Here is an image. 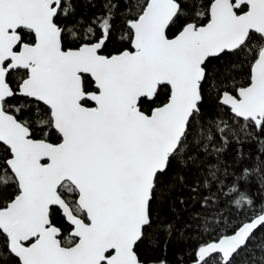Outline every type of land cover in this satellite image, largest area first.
<instances>
[{
  "label": "snow or ice",
  "instance_id": "1",
  "mask_svg": "<svg viewBox=\"0 0 264 264\" xmlns=\"http://www.w3.org/2000/svg\"><path fill=\"white\" fill-rule=\"evenodd\" d=\"M192 221L264 264V0H0V264H169Z\"/></svg>",
  "mask_w": 264,
  "mask_h": 264
},
{
  "label": "trees",
  "instance_id": "2",
  "mask_svg": "<svg viewBox=\"0 0 264 264\" xmlns=\"http://www.w3.org/2000/svg\"><path fill=\"white\" fill-rule=\"evenodd\" d=\"M93 11H100L99 8L93 9ZM114 42L110 47H116L115 37L113 38ZM251 151L255 153L256 146H251ZM179 205H177V211H179ZM173 219V217H169ZM180 224H185L188 222V213L184 212L182 216L175 217ZM196 221H192L193 229L190 230L187 235H182L179 239H174L173 242L165 250H159L156 252L151 251L147 247L141 249L145 259L151 262L155 258L166 257L169 261V264H195V261L192 258V251L195 249L196 245L199 243V238L194 233V228ZM258 239H264V231H258L256 233ZM163 238L161 237V240Z\"/></svg>",
  "mask_w": 264,
  "mask_h": 264
}]
</instances>
